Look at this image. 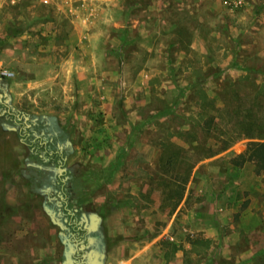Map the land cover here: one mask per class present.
I'll list each match as a JSON object with an SVG mask.
<instances>
[{"label": "rangeland", "instance_id": "374dc122", "mask_svg": "<svg viewBox=\"0 0 264 264\" xmlns=\"http://www.w3.org/2000/svg\"><path fill=\"white\" fill-rule=\"evenodd\" d=\"M233 1L226 6L234 16L264 11V0H242L237 7ZM197 7L192 0H0V78L10 106L67 130L69 186L75 201L105 216L106 264L117 258V242L108 241L111 231L133 248L132 241L146 235L147 217L155 231L168 222L175 205L169 192L195 162L182 208L172 216L195 221L194 256L185 254L184 264L264 263V250L253 263L251 256L243 258L264 245V162L248 159L252 143H264L256 138L264 137V61H245L249 69L238 75L228 61L179 53L174 41L180 38L184 48L194 29L203 32L205 15ZM62 61H99L96 82L81 88ZM110 122L133 128L113 129ZM0 123V206L2 198L15 205L3 209L4 233L26 232L34 222L42 235L37 243L49 242L54 264H61L58 227L40 207L39 190L49 181L28 167L41 161L25 159L27 146L6 129L17 126L13 121ZM131 137L160 153L158 171L128 145ZM235 137L239 140L219 152ZM213 153L218 154L201 159ZM171 155L176 164H167ZM10 213L22 219L11 220ZM159 243L169 257L172 247ZM165 257L164 264H173Z\"/></svg>", "mask_w": 264, "mask_h": 264}, {"label": "crops", "instance_id": "0c3cea01", "mask_svg": "<svg viewBox=\"0 0 264 264\" xmlns=\"http://www.w3.org/2000/svg\"><path fill=\"white\" fill-rule=\"evenodd\" d=\"M226 1L227 0H192L195 6L198 5V7L195 8V11L200 12V10H202L205 15L203 32L200 33L199 30L197 31L194 29L192 31L193 37L186 44V48H182L180 46L181 41H178L181 40L180 38L173 42V48H176L179 53L184 50H188L189 53H192V51L193 53H198L202 61H228V69H230V72L240 75L244 74L245 71H248L249 69V66L245 63V61H254L257 59L258 61H264V11L257 10L256 12L251 11L249 14H245L244 16L243 14L234 16V14H232L234 10L226 6ZM259 1L260 0H251L252 3H260ZM168 2L178 4L183 3L184 0H168ZM202 33L203 35H201ZM256 42L263 43L262 47L257 46ZM61 63L63 68H67V71L70 70L71 76H75L76 80H78L77 85H80L81 88L84 87L87 82L91 84H93L94 81L96 82L95 76L97 71H95V68L98 66L99 61H62ZM143 72H145V70L141 69L139 72L140 77H142L141 74ZM37 80L38 78L34 81ZM66 87L67 84L65 88ZM188 89H192V86L189 85ZM111 111H113L112 108L109 110V115ZM124 112L125 115L131 114V112L128 110L126 111V109H124ZM35 118L39 120L38 117ZM137 124L140 125L141 123L138 122ZM110 125L113 129L126 128V126L133 128L132 123H127L123 127L115 122H110ZM55 129L68 140L71 147L72 142L70 141V138L67 137V130H65L62 126H55ZM134 139L131 137L128 145L130 146L133 144V146H135L134 149L140 157L150 163L151 167H153L155 171H158L160 166V153L153 145L142 141H135ZM121 158H123V156L119 157V159ZM195 172L196 164H194L191 169L188 183L190 179L194 178ZM5 188L9 189L10 187L6 186ZM29 188L30 187L27 189L29 190ZM34 188L33 184L30 188L33 193H35ZM181 202L182 200L174 207L170 219L158 231L154 230L150 217H147L143 223V231L146 232V235L132 241V244L135 246L133 248L127 247L128 240L125 238L122 240L120 238L121 235L119 234L121 233L119 231H111L108 235V241L110 242L111 240H114L117 242L113 251L114 255H117L116 262L114 264H158V259L160 264H164L166 258L165 255L167 257L169 255V253L159 250V242H163L164 240L172 247L168 261L171 260L173 264H184L185 254H187L189 258H192L193 254H190L192 253L190 252V237L193 242L195 230L194 218L190 219L187 217L184 221H180L176 217L172 218L174 214L181 210ZM1 203L0 264H54L52 257L53 247L48 244L49 242H46V244H42V242L40 244L37 243V238H42V235L36 234L34 222L27 224L28 227L26 232L23 229L22 232L20 230H15L13 233H4L3 209L4 207L13 208L15 205L13 201L10 202L3 198ZM79 205L85 206V204L80 203ZM87 208L90 209L89 207ZM112 209H114V207ZM100 216L102 221H104L105 216L102 214H100ZM10 218L11 220H20L21 217L18 214L15 215L10 213ZM173 224H177L176 232L173 230L171 233H168V228L171 230ZM185 233L187 234L186 240L183 239ZM190 233H192V235H190ZM121 241H124V243ZM253 248L255 249L253 250L254 253L250 252L249 255H243V258L251 256L252 263L259 256L258 253L264 250V245L255 246ZM153 257H157L155 263L151 260Z\"/></svg>", "mask_w": 264, "mask_h": 264}, {"label": "flooded vegetation", "instance_id": "af4514ba", "mask_svg": "<svg viewBox=\"0 0 264 264\" xmlns=\"http://www.w3.org/2000/svg\"><path fill=\"white\" fill-rule=\"evenodd\" d=\"M10 100L4 79L0 78V118L13 121L17 125L6 126V129L16 134L18 141L27 146L25 159L31 158L32 155L41 161L40 165L28 164V167L36 170L38 177H46L49 181L39 190L43 195L40 207L47 216L55 213L56 218L66 226L63 235H59L61 232L59 227L57 231V238L62 247V261L65 249L71 246L75 250L73 258L80 263L82 251L79 247L81 243H86V233L80 225L81 214L95 211L79 205L72 196L69 186L71 176L67 165L68 155L71 152L70 143L51 122H42L16 111L10 106ZM27 139L30 140L26 142ZM36 142L37 145L34 146Z\"/></svg>", "mask_w": 264, "mask_h": 264}, {"label": "water", "instance_id": "95a60500", "mask_svg": "<svg viewBox=\"0 0 264 264\" xmlns=\"http://www.w3.org/2000/svg\"><path fill=\"white\" fill-rule=\"evenodd\" d=\"M51 223L61 230L59 235H63L66 226L56 218L55 213L48 214ZM67 222V220H64ZM102 218L97 212L88 214L82 213L80 225L86 233V243H81L79 250L82 251L81 262L78 263L73 258L75 250L70 246L64 251V259L61 264H105L106 263V245L101 229Z\"/></svg>", "mask_w": 264, "mask_h": 264}, {"label": "trees", "instance_id": "16d2710c", "mask_svg": "<svg viewBox=\"0 0 264 264\" xmlns=\"http://www.w3.org/2000/svg\"><path fill=\"white\" fill-rule=\"evenodd\" d=\"M167 110H168V108H165L164 112H166ZM164 112H159V114L162 116V113H164ZM210 122L211 121H207L206 124L209 125ZM209 129H210L209 127L205 128V130H207V131ZM256 138L259 140H264V137H262L261 135H258ZM238 140H239V137H235L232 140L227 139V141H225L223 146L219 149V152L228 150ZM252 145L254 146V151H252V153L250 154L248 159L252 160V158H257L260 162L263 163L264 162V143L253 142ZM218 153H213L212 155H203V157H201V159L202 158H209L213 155H217ZM172 163H175V164L177 163V157H172V155H171L167 159V164H172ZM194 164H196V162ZM193 165L190 167V170L188 169L187 174L184 176V181H182L183 185L181 183H179L177 186H175L173 183L169 184L171 186L173 185V187L175 186L174 187L175 190L173 189L174 191L169 192L170 198L174 200V203H175L174 207L183 199V195H184V191H185V184L188 182L189 174L191 172ZM176 178H178V177H176ZM167 185H168V183H167ZM181 185H182V188L179 187ZM256 264H262V263H256Z\"/></svg>", "mask_w": 264, "mask_h": 264}, {"label": "built area", "instance_id": "2783aa9c", "mask_svg": "<svg viewBox=\"0 0 264 264\" xmlns=\"http://www.w3.org/2000/svg\"><path fill=\"white\" fill-rule=\"evenodd\" d=\"M242 0L233 1V5L235 7L239 6L241 4Z\"/></svg>", "mask_w": 264, "mask_h": 264}]
</instances>
